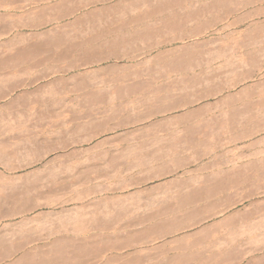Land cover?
I'll return each instance as SVG.
<instances>
[{"label":"rangeland","instance_id":"1","mask_svg":"<svg viewBox=\"0 0 264 264\" xmlns=\"http://www.w3.org/2000/svg\"><path fill=\"white\" fill-rule=\"evenodd\" d=\"M91 1L77 0L82 6V14L94 9L87 4ZM128 1L118 4L117 8L99 12L108 13L99 21L84 19L76 24L71 21L58 23L65 9L53 5L44 9L46 12L39 11L42 8L31 9L28 14L21 13L13 19L18 25H26V30L24 36L11 38L5 43L7 50L11 48L9 43L13 42L12 39L17 40L12 45L16 46L11 48L13 50L24 47L25 43L30 44L32 37L38 35L37 41H43L42 44L46 43L51 48V54L39 55L41 59L51 58L50 61L45 59L47 67H81V70L62 79L45 80L36 88H31L33 91L29 90V97L26 96L25 102L21 103L30 105L42 99L41 102L49 104L48 109L66 120L75 116L78 118L80 113L94 112L99 99L112 102L114 106L129 105L131 101V109L126 107L129 109L119 113L99 114L83 125L85 128L75 127L77 133L73 138L91 139L90 144L84 147L88 149L96 145L101 146L102 151L112 152L116 147L137 149L141 163L145 164L115 178L93 177L90 187L95 192H102L89 196L42 184L36 186L35 191L31 187L33 191L30 192V188L29 193L18 196L16 199L19 200L0 198L4 218L0 221V264H174L176 257L198 249H210L209 260H216L212 264H264V257L258 255L264 253V222L248 225L242 218H245L244 215H248L249 219L256 218L254 220L264 218V0H226L227 3L225 0H205L188 6L182 2L176 10L177 29L169 31L160 26V21L145 19L149 26L162 29L155 33L152 40H144L145 43L137 40L112 52L105 47L99 48V42L98 46L89 50L81 45L64 59L59 60L55 56L66 34L68 39L78 40L77 43L81 42L79 39L92 36L104 42L130 35L136 28L144 30L147 22L132 20L152 3L131 6ZM100 8L98 5L97 9ZM200 8L205 11L197 15L193 13ZM111 28L120 30L114 34ZM78 32L82 33L79 39L76 37ZM26 38H31V42ZM166 41L171 44L161 45ZM147 42L148 45H145ZM154 43L158 45L155 47ZM32 57L28 56L20 62L24 65L31 63ZM113 78L124 79L125 82L120 87L101 84ZM94 84L101 85L95 93L99 96L91 95L88 100L87 96H82L84 98L80 100L85 99V103L75 100L77 94L74 91L84 88L82 94L86 95L88 87ZM67 93H72L70 99L64 97ZM54 95L62 98L56 99ZM159 108L163 111H158ZM48 109L43 108L47 112ZM3 115L0 113V121L4 119L8 123L1 122L4 128L0 126V144L13 147L17 158H0V171L1 166H26L33 158L36 160L43 155L41 153H45L48 148L46 143L31 144L27 139L34 136L37 125L47 122L48 116L36 115L37 120L42 119L38 120L39 123L34 120L35 117L18 122ZM199 124L206 126L202 130L196 127ZM71 137L68 136L67 140L70 141ZM188 143L196 145L192 153H185L182 157L177 155L179 158L172 154L171 150L176 146ZM68 144L70 146L71 142ZM70 148L61 149L60 154L70 152L73 147ZM53 158L51 154L46 161ZM60 162L68 163V159L61 157ZM212 186L218 191H203L198 196L194 195L195 198L186 190ZM187 196L193 198V203L188 201L190 198ZM183 199L185 204L181 203ZM8 201L14 204H3ZM19 201H24L28 207H21ZM187 201L193 207L190 209L198 208L199 211L202 208L199 212L203 210L205 213L202 211V216L207 219H195L188 225H181L183 220L179 218L175 219V224L169 222L170 226L168 223L164 225L166 218L163 217V220L157 218L160 223L157 222L158 215L155 214L160 208L175 209L180 203L186 205ZM187 205V208L191 207ZM150 212L155 219L145 220L146 215L147 218L152 216ZM231 218L238 222L233 223ZM112 222L127 224L126 227L130 223V231L140 233L145 230L148 233H144V239L138 238L139 242L133 240L130 245L127 243L128 247L121 245L122 249H119L120 245H116L117 251L109 250L114 249V245H103L95 235L100 236V226ZM211 236L217 238L211 241L213 245L198 246ZM99 248L107 252L97 254ZM83 250L87 251L86 255ZM73 251L77 254H72ZM202 257L206 258V255Z\"/></svg>","mask_w":264,"mask_h":264},{"label":"bare ground","instance_id":"2","mask_svg":"<svg viewBox=\"0 0 264 264\" xmlns=\"http://www.w3.org/2000/svg\"><path fill=\"white\" fill-rule=\"evenodd\" d=\"M202 1H205V0H130V1H128V4L131 5V6H137L139 4H148L149 5V4L152 3V6L148 7L145 12L136 14L135 18H133L132 21L140 22L139 20L145 21V19H149V20L152 19L153 21L154 20H158V21L161 22V25H160L161 27L166 28V29H168L170 31V30L177 29V27H178L177 24L175 23L176 22L175 21V17H177V11H176L177 10V6H179L182 2H185L186 5L188 6V5H190V4L194 3V2H202ZM125 2H127V0H120V1L119 0H97V2L95 0H93L90 3H87V4L90 5V6H93L94 9L92 11H90V12L82 14V12H81L83 10L81 8L82 6H79V4L77 3V0H0V113L2 115L5 114V115H3V117L7 115V116L12 117L15 121L17 120L18 122H19L20 119H24L25 121L30 120L32 118L34 119V117L36 115H39L40 113H41L42 116L39 115V117H44V116L47 117L48 116L47 122L45 124L37 125V127L35 126L37 128V130L34 132V136H31V138L27 139V140H29V142L31 144L32 143L36 144V142H37V145H39L38 142L46 143L47 146H48L47 150L46 151L44 150L45 153H41V155L42 154L43 155L40 156L39 158H37L36 160H34L35 158H33V161L31 163L27 164L26 166L19 167V168H5V167L1 166L2 170L0 171V198L5 199L6 201L8 200L7 198H9V199L13 198L12 199V201H13L18 196L22 197V196L26 195V192L29 193V190H30L31 187H34V191H35L36 186H39V185H42V184L43 185L50 184L52 186V188L56 187L58 190H69V191L72 190V192L76 191L79 194H84V195L86 194V195L89 196L90 194H95V193L97 194V193H101L102 192L101 189H100L101 192H98V190H97V192H95L94 189L92 187H90L89 184H91V180H92L93 177H96V178H109L110 176H113L115 178L116 176H120L122 173H124L126 171H130V170H133V169L140 168L141 164L142 165L145 164V163H141V161L139 159L140 155L138 154L137 149H133V148H130V147H124V148L123 147H116L114 149V152H112L111 150H110L111 151L110 152V151H105V150L102 151L103 149L101 150L100 149L101 146H99V145H96V146L91 147V148L88 149V148H84V147H85V145H89L90 144L91 139H88V138H84V139L73 138L74 136H76V133H77L74 130H76L77 127H79V129H80V128L83 127V125L85 126L88 121H91L90 119H92V117L97 116L99 114H103L104 115L105 113H108L110 111H114V112H118L119 113L122 110L129 109V108L131 109V107H129V105L131 104V101H130L129 105L120 104L118 106H116V105L114 106V105H112V102H110V103L108 102L107 103V101L106 102L105 101H101L102 99H99L100 97L97 98V99H99V101H98L95 98L97 100L96 102H97L98 105H96V107H97L98 110L95 109L94 112H92L90 114L80 113L79 115H77L78 118H76V116H75L74 119H66V120L61 119L60 115L58 113H55L51 109H48L47 107H48L49 104L46 103L47 104L46 105V104H44L43 101L41 102L42 99H39V101L33 102L32 104L30 103V105H28V104L23 105V103H21V102L22 101L25 102L24 98H26V96L29 97L28 96L29 95V90H31V88H34L35 86L36 87L39 86L40 83L44 82L45 80H49V79H52V78L56 79V77H59L60 79H62L66 75H69L70 73L79 71V69L81 70V67L76 66V65H72L71 67H67V68H64V67H57L56 68L54 66H53L54 68H49L50 66L47 67L46 61H50L51 58H45L46 59V61H45V59H41L39 57V55H41L43 53L48 55L51 52L50 51L51 48L49 49V46H47L48 44L46 45V43L42 44L43 41L42 42L37 41L38 40L37 37H39L37 34H36L37 36L35 35L36 37H32L33 42H34V40H36V42H34V43L31 42V40H30L31 38H28L30 40V42H31L30 44L28 43V45H26V43H25L24 47L20 46L21 48L17 47L16 49L14 48L12 50L11 48H13L15 46V45L14 46H12V45H13V43L16 40V39L15 40L12 39L13 42L10 41L11 43H9V44H12L11 48L9 47L8 48L9 50H7L5 48V46L6 47L8 46L7 44H5L8 40H10L11 38L19 39L18 37L24 36L23 33L26 30V25L24 26L23 24L22 25H18V23L16 24V22H14V20H15L14 18L19 16L21 13L25 14V15H26V13L28 14L29 12H31L30 11L31 9L32 10L35 9L34 11H36L37 10L36 8H40V9L42 8L41 10H39V11H42V10H44L46 8L47 9L49 7L51 8L52 5L56 6V8L58 6H61V7H63V9H65V10L68 9V10H67V12H65V10L62 11L63 9L62 10L59 9L63 13H62V17H59V19L57 21L58 23L64 22V21H71L72 23H75V22L79 23V22H81L84 19H88V20H94V19L98 20L100 18L103 19L105 16H108V13H99V12H103V11H106V10H111L113 8H117L118 4H122V3H125ZM216 2L218 3V1H216ZM220 2H222V1H220ZM225 3H227L226 0H225ZM98 5H100V7H102V8L97 9ZM44 11H42V12H44ZM61 11H59V12H61ZM193 11H194L193 13L197 15V14L202 13L205 10L202 11L201 8H200V10H193ZM190 12L192 13V11H190ZM39 13H41V12H39ZM45 15H46V13H45ZM7 21L9 23L8 25H7ZM18 21H20V20H18ZM129 21H131V20H129ZM145 22H147V20ZM12 23H13V25H11ZM21 23L22 22H20V24ZM141 24H142V21H141ZM149 24L150 23H148V24L145 23L144 25H148V26L147 27L145 26L146 28L144 30L141 29L142 31L139 30L140 28L139 29L136 28V30L132 34L128 33L130 35H123V37H118L117 36L118 38L116 37L117 38L116 41H113V40L110 41L109 40V41L102 42V41H98L99 38L95 39L96 36L95 37L92 36L89 39H79V37L81 36L80 34H82L80 32L83 31L82 28H81L82 31L78 32L79 34H77V36L75 34V36L78 37L77 39H79V41L82 42V43L79 42L81 44L77 43L78 40H76V41L70 40V39H68L69 37H68L67 34L66 35L63 34L65 39H64L63 42H61L59 40V42H61L60 44H61L62 47L60 46V49L57 50V55H55V56H57V58L59 60L60 59H64V58H66V55H68L70 53V51L72 52L73 50H75V48L77 49V47H81V45L86 47V48H88V50H89L90 47L94 48V47L98 46L101 43L98 46L99 48L100 47H103V48L105 47L107 49L112 50V52H113V51H115V49L117 47H120V46L126 47L128 45V43L132 44V42H135L137 40L138 41L141 40V41H143V43H145L148 40H152L153 36L156 35L155 33H158V32H160L162 30L159 26L158 27L151 26V25L149 26ZM43 25H45V24H43ZM113 29H116V28H113ZM113 29L111 28V30L114 33L115 31L116 32L119 31L121 28L119 30H113ZM90 30H92V29L90 28ZM109 32H111V31H109ZM109 32H108V34H112V33H109ZM31 35H34V34L32 33ZM44 39H42V40H44ZM23 40L24 39L22 38V41ZM144 40H145V42H144ZM24 42H25V40H24ZM59 42H57V43H59ZM57 43H55V44H57ZM166 43L171 44L170 42L166 41L164 43L161 42V45L162 44L166 45ZM50 44H52V43H50ZM150 44H149V46H150ZM16 45H18V44L16 43ZM145 45H148V42ZM156 45H158V44L154 43L155 47H156ZM58 46H59V44H58ZM134 47H135V45H134ZM151 47H152V45H151ZM4 54H5V56H4ZM113 55H115V54H113ZM119 55H120V53H119ZM28 56H30V57L33 56L32 57L33 59L31 61V63L28 62L26 65H24V63L22 64L20 61L22 59L28 57ZM124 56L125 55H123L122 57H124ZM115 57H116L115 59H119L118 56H115ZM127 60H129V59H127ZM99 61L100 60H98V62ZM46 67H47V70L45 71L44 69H46ZM124 82H125L124 79L113 78V80H111V81L107 80L105 82V84H103V83H101V84L105 85V86L106 85L119 86L120 84H123ZM100 86H101L100 84L90 85L88 87V91L86 92L87 93L86 95L82 94L83 93L82 91L85 90L84 88H83L82 91H81V88L79 89L81 92L77 91L78 89L76 88L77 89L76 91L73 90L77 94L75 100L79 101L80 99L84 98L82 96H87L88 98L86 100H88L89 96H91V95L94 96V94L101 89ZM41 89H42V87H41ZM31 91H33V90H31ZM73 91H72V93H74ZM78 92L81 93L80 96H79ZM71 94L67 93L64 97L67 98V99H70ZM30 95H32V94L30 93ZM37 95H39V94H36V96ZM54 96H55L56 99H59V98L61 99L62 98V97H60L58 95H54ZM95 96H99V93H97V95L95 94ZM86 100L83 99V100H80V101H82V102L84 101L83 103H85ZM44 101L48 102L46 100H44ZM171 105H173V104H171ZM186 106H187V104H186ZM44 107L46 109H48V112L43 110ZM126 107H129V108H126ZM160 110H162V109L159 108L158 111H160ZM165 110H167V109H165ZM129 113H131V112H129ZM36 117H38V116H36ZM36 117H35L34 120H36V122H37L40 119L38 118V120H37ZM3 120L0 121V126H2L1 122ZM6 121H3V122H6ZM7 123H8V121H7ZM5 125L7 126V124H5ZM17 125L18 124H16V126ZM123 125H124V123H123ZM204 126H206V125L199 124L196 127L202 129V127H204ZM1 128H4V126H2ZM83 128H85V127H83ZM79 129H77V130L79 131ZM200 129H199V131H200ZM108 130H109V126H108ZM207 130L208 129H206L205 131H207ZM68 136H72L71 137L72 139H70V141L67 140ZM70 142H71V145H70L71 148L73 147L72 150L70 152H68V153L60 154V150L61 149L70 147L69 144H68ZM188 144H186V145L184 144L182 146H176L174 149L172 148L173 149V150H171L172 154L174 156H177V155L181 154V157H182L183 154L185 155V153L186 154L187 153H192V151H194L196 145L195 146H191L190 144L189 145ZM76 147H78L79 149H77ZM13 149H14L13 147H10L8 145L0 144V158H3V157L4 158H11V159L15 158V157L17 158V156H16L17 154L13 152ZM51 154L54 156V158L49 160V161L48 160L46 161V158L49 155H51ZM205 154H207V153H205ZM203 155L204 154H202V156ZM207 156H208V154H207ZM61 157L67 158L68 159V163H61L60 162ZM169 157H172V155H169ZM3 160H5V159H3ZM262 165H264V164H262ZM36 166H39V167H37V169H36ZM15 174H17V176ZM113 177H112V179H113ZM226 177H228V176H226ZM192 180H197V179L192 178ZM218 186L216 185V187H218ZM216 187L212 186V187H208V188L205 187V188H200V189H199V187H196L197 190L196 189L194 190L193 187H192V188L186 189V190L190 191L193 194V195L191 194V197H194V195L197 194L196 196H198V194L200 195V193L201 192L203 193V191L204 192L206 191L208 193H214L215 191H218V189ZM31 191H33L32 188H31L30 192ZM188 198H190V197H188ZM184 199H187V198H184ZM184 199H183V201H181V203L186 202V201H184ZM16 200H19V199H16ZM192 200H193V198H190V200H188V201H191V203H193ZM12 201L3 202V204L5 203V205H7L9 202H12ZM21 202H20V204H22V205H20L21 207L25 206V205H26V207H28L27 204H24V201H23V203H21ZM191 203L188 202L187 204L190 205ZM180 204L175 209H172V208H169V207L163 208V209L160 208V211L158 210V212H156V214H155V211H156L155 210L154 214L158 215V216H156V220H157V218L158 219L159 218L162 219V217L166 218V219H164V220H166V221H164V223H165L164 225H166V223H168V225H169V222L175 224V219L179 218L180 221L183 220L182 221L183 224L179 222L181 225H188L189 223L194 222L195 219H203L202 221L207 219V218L203 217L204 216L203 214L205 213L203 210H202L204 212L203 214L201 213L202 211L199 212L202 208L199 211H197L198 208H195V210L190 209V208H193L191 205H190L191 207L187 208L188 207L187 204L186 205H184L185 203L182 204L183 207ZM28 205H30V204H28ZM0 206H1V204H0ZM1 211L2 210L0 208V221H3L4 218L2 216V212ZM122 211H124V210H122ZM150 213L153 216V218H152V216L147 218V215H146L145 216V220H148V219L149 220L150 219L154 220L155 219L154 218L155 216L152 214V212H150ZM7 214H9V213H7ZM237 216L238 215H236L235 217H237ZM244 216H245V218L244 217H242V218L244 219L245 224L247 223L248 225L251 224V223L263 224V222H264V218H262V220L258 219L259 220L258 221V220H254L256 218H254V219L247 218L248 215H247V217H246V215H244ZM249 217H251V216H249ZM238 218H239V216H238ZM111 219H112V217L110 218L109 221H111ZM171 220L172 221L174 220V222H172ZM231 220L234 221L235 219L231 218ZM232 221H230L229 223H232ZM145 222L146 221H144L143 223H145ZM152 222H154V221H152ZM157 222H158V220H157ZM200 222H201V220H200ZM235 222L236 221H234L233 223H235ZM244 222H242V223H244ZM133 223H135V222H133ZM158 223H160V222H158ZM198 223H199V221H198ZM129 224H128V227H126L127 224H125L126 226H124L123 224H114V223L113 224L108 223L107 225L100 226V227H102L101 229L99 227V229L101 230L100 231V236L95 235L97 237L96 240L99 241L100 243H102L103 245H108V244L114 245V247L112 246L114 249L110 248L109 250H114V251L116 250L117 251L118 247L116 248V245H120L119 249H122L120 247H122L124 245L126 247L127 243H129L128 245H130V243H132L133 240L139 242L140 240H137L138 238H141V239L143 238L144 239V236H145L144 233H148V232H145V230L140 232V233H136L133 230L130 231V227L129 226H132V225L131 224L129 225ZM157 224H156V226H157ZM176 224H177V222H176ZM161 225H163V223ZM163 227L165 228V226H163ZM171 227H172V225H171ZM154 228H155V225H154ZM160 229H161V227H160ZM213 237L212 236L211 237H206L204 239L205 242H203L201 244H198V246L207 245V244L211 245L213 243L211 241L217 240V238H215V237L213 238ZM94 241H95V237H94ZM128 245H127V247H128ZM201 248H203V247H201ZM216 249H218V247ZM213 251H214V249H213ZM80 252L78 251V253H80ZM82 252H84V250ZM106 252H107L106 249L99 248V250H97L96 253L101 255V253L105 254ZM86 253H87V251H86ZM86 253L84 255H86ZM219 253H221V252H219ZM219 253H218V255H220ZM72 254H77V251H73ZM203 254L206 255V258L202 257ZM225 254L226 253H224L223 255H225ZM181 257H179V258L176 257V260L174 261V264H179V263H182V264H187V263L195 264L197 262H199L198 264H205V263L212 264L213 262L216 261V260H209L210 259L209 257H211L210 249L209 250H204V251H200L198 249L197 251H194L193 253L191 252V253H187V254L186 253L182 254ZM220 258H223V256L220 257Z\"/></svg>","mask_w":264,"mask_h":264},{"label":"crops","instance_id":"3","mask_svg":"<svg viewBox=\"0 0 264 264\" xmlns=\"http://www.w3.org/2000/svg\"><path fill=\"white\" fill-rule=\"evenodd\" d=\"M253 255H256V254H253ZM258 255H261V257H264V253H260Z\"/></svg>","mask_w":264,"mask_h":264}]
</instances>
